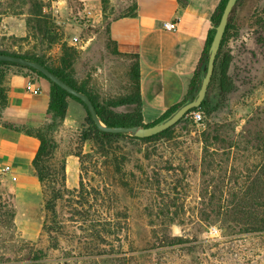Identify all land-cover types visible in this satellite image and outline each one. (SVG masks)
Segmentation results:
<instances>
[{"label": "rangeland", "instance_id": "obj_1", "mask_svg": "<svg viewBox=\"0 0 264 264\" xmlns=\"http://www.w3.org/2000/svg\"><path fill=\"white\" fill-rule=\"evenodd\" d=\"M36 1L42 4L41 14L50 19L55 29L58 38L54 43L48 39L46 29L38 31L35 27L39 19L33 7ZM67 5H70L68 0L62 3H57V0H0V48L44 54L48 64L57 69L65 68L75 82L86 87L101 104L134 93V66L137 60L135 57L118 55L109 36L111 21L130 13L134 0L102 2L100 12L92 21L81 23L72 31L64 23L68 17ZM262 26L250 23L243 28L257 42L259 49L253 54L242 52L243 49L238 52L230 77L233 86L232 78L236 80V88L222 97H219V90L211 93L209 101L212 110L205 113L203 124L195 122L188 112L163 138L148 141L121 136L114 139L113 147L124 145L121 150L126 154L129 167L140 163L151 167L157 165L162 168L163 177H167L165 165L170 150L182 144L189 146L201 159L200 171L190 174L193 186L182 200L181 208L185 211L184 215L181 214L183 225L171 224L166 219L158 230L163 229L166 235L172 236H181L186 230L203 241L195 245L185 244V256L155 253L150 258L139 257L136 259L138 264H156V259L161 257H164L161 264H196L195 261L198 264H264V226L259 230L253 229V223L264 218V152L260 146V129L264 130V104H255L256 100H250V97L260 95V86L264 85ZM75 32L81 37L78 44L71 42ZM63 61L67 63L66 67L62 65ZM1 72L4 70L0 67ZM5 78V75L0 78V115L5 103ZM112 109L119 113H130L139 111L141 104L112 106ZM235 111H240L239 117L247 121L245 124L241 122L242 126L238 125L240 121ZM49 124L52 129L47 135L54 142L51 143L53 154L47 164L53 169L65 167V171L60 169L58 177V182L63 184L58 211L69 213L85 210L103 215L108 221L106 228L115 232L113 236H108V241L115 249L127 250L130 247L127 241L130 237L128 227L135 233L140 232L141 225L137 218L145 211L157 212L161 209L151 203L147 194H138L136 182L130 178L126 179L130 184L114 185L110 179L99 176L98 170L101 168L97 165L98 154L95 150L100 145L91 140L85 141L83 130L68 129L53 121V118ZM245 130L249 133L246 137ZM203 132L209 134L206 139L201 136ZM237 133L238 146L232 150L230 147ZM232 151H235L233 155L236 157L233 162ZM7 194L14 195L15 211L34 216L42 210L37 203L18 208L10 180H6L0 171V195L7 197ZM114 195L116 198H113ZM43 208L45 211V205ZM114 211L121 214V218L115 221ZM193 214L208 216L201 228L204 232L198 233L189 224L188 218ZM116 221L118 224H115ZM212 226L218 227L220 234H212ZM1 231L8 233L9 228L4 227ZM7 245L0 237V250ZM104 246L106 249L111 247L110 244ZM58 253L60 250H53L54 257ZM114 258L113 253L94 258L78 254L65 257V260L69 264H134V261Z\"/></svg>", "mask_w": 264, "mask_h": 264}, {"label": "trees", "instance_id": "obj_2", "mask_svg": "<svg viewBox=\"0 0 264 264\" xmlns=\"http://www.w3.org/2000/svg\"><path fill=\"white\" fill-rule=\"evenodd\" d=\"M106 1L102 0L103 3H106ZM227 1L228 0H222L213 15L212 19L214 28L210 32L200 67L190 84L188 96L183 103L194 99L199 92L202 79L205 75L204 67L208 62L210 46L216 32V26L219 24ZM68 2L70 5L76 3L75 0H68ZM34 3L35 4H33V7L36 9L35 14H37L36 16L39 17L35 27L38 31L46 29L48 36L50 37L48 39H50L51 43H54L58 38V36L55 35V29L51 24L50 19H47L41 14L42 4L38 1ZM135 9L136 3L134 0L133 9L128 14H134ZM250 23L263 25L262 27H264V8L260 6V0H238L229 16L228 24L216 57L215 68L207 95L199 107L193 108L190 111L200 110L202 111L205 118V113H208L212 110V106L209 101V96L211 93L214 90H219V97H222L224 94L232 90L233 87L231 84V79L228 75V68L232 61V56L230 55V52L226 48L225 44L232 33H235L238 29L244 28ZM115 51L118 54L116 48ZM0 53L20 55L22 57L44 64L65 82L86 93L92 99L97 114L102 122L110 126L152 125L170 116L183 104L180 103L174 106L161 118L149 124H145L143 122L141 109L139 111L130 113H119L113 111L112 106L117 107L119 105L134 103L142 105L137 57V62L134 66V93L126 97H122L119 100L109 101L105 104H101L86 87L78 85L73 77H71L70 73L65 71V68L57 69L48 64L44 54L35 52H19L3 47L0 48ZM3 65H16L25 67L36 72L38 75L47 78L41 72L24 65L0 60V67L2 68ZM62 65L66 67V61H63ZM0 74V78H2L5 75V71L3 73L1 72ZM52 83V101L50 104L51 118H53V121H57L61 124L67 110L68 99L74 98L80 102L82 101L78 97L68 93L56 83ZM85 107L88 111V127L86 130L82 131V135L85 141L91 140L99 143L100 145V148L95 150V153L98 154V159L96 162L98 167L101 168L98 170L99 176L110 179L111 183L114 185L130 184L129 181H126V179L130 178L132 182H136L135 190L137 193L147 194L148 197L151 198V203L158 206L161 211H145L144 215L141 214L139 218H137L139 226L141 225L140 232L136 231L135 233L130 226L128 227L130 237L127 239V241H129L130 247L123 251L115 249L114 246L108 241V236H113L115 232L106 228L108 221L105 217H103V215L85 210L70 211L69 213H61L58 211L57 205L61 197V188L63 186V184L58 182V177L61 173L60 169L65 171V167L63 166L61 168L53 169L47 164L48 158L53 154L51 143L54 142L53 139L47 135L52 129V125L49 124V121L48 124L44 126V128L35 131L30 129L27 130L29 133L36 134L41 140V145L34 158L33 164L42 184L45 201V216L42 233L35 241L24 238L18 230L15 220L16 211L14 207V195L7 194V197H2V195H0V237H2L5 243L8 244L4 250H0V264H15L17 262V264H69V261H66L65 257L75 255L78 256V254L85 258H94L97 256H105V254L108 253H113L115 257L114 259L118 261L127 259L129 262L134 261V264H138L136 259L139 257H142V259L143 257L150 258L155 253L156 255L160 253H176L181 257L185 256V244L188 245L192 243V245H195L200 243V241H203V239L190 235L186 230H184L181 236L166 235L165 230H158V227L160 225H164L166 219L171 224L178 223L183 225L184 220L181 214L184 215L185 211H183L184 209L182 210L181 208L182 200L185 195H188V191L193 186L192 181H190L189 178L190 174H198L200 171L202 166L200 155L194 153L189 146H185L183 144L182 146L180 145L175 148L173 151L170 150L169 158L167 159L165 165L167 177H163L162 168L158 167L157 165L151 167L149 165L146 166L140 163L135 164L134 167H129L126 154L125 152H122L124 145H116V147H113L114 139L121 136L148 141L163 138L169 134L171 129L181 119L176 124L155 135L141 138L131 136L127 133H111L102 131L95 124V121L93 120V117L86 105ZM201 136L206 139L209 134L203 132ZM57 185H60V187H57ZM113 198H116V196L114 195ZM114 212L113 220L115 221L120 219L121 214L119 211ZM67 214L68 217H65ZM207 219L208 216L206 214H196L195 216L193 214L188 218L189 224H192L193 227L197 229L198 233L204 232V230L201 228H203L205 223L204 220ZM115 224H118L117 221ZM253 226L254 230L261 229L264 226V218L260 221H256V223H253ZM4 227L9 228L8 233L6 232L4 234L3 231H1V229ZM64 243H67V246H64ZM105 244H110L111 247L106 249L104 246ZM53 250H60V253L56 254L54 257ZM66 254L69 255L66 256ZM163 258H157L155 261L156 264H161ZM63 259L65 261H63ZM195 263L198 264V261H195Z\"/></svg>", "mask_w": 264, "mask_h": 264}, {"label": "crops", "instance_id": "obj_3", "mask_svg": "<svg viewBox=\"0 0 264 264\" xmlns=\"http://www.w3.org/2000/svg\"><path fill=\"white\" fill-rule=\"evenodd\" d=\"M75 1L92 3L101 9L102 0ZM221 1L135 0L134 14L111 21L109 36L118 55L137 57L138 60L141 111L145 124L155 122L185 101L214 28L213 15ZM260 6L264 8V0H260ZM175 19L178 21V29L172 31L164 23ZM262 29L264 32V27ZM225 46L232 56L228 68L230 77L241 49L251 54L259 49L257 42L243 28L232 33ZM2 68L6 76V95L0 115V171L6 180H10L18 208L28 204L40 205L42 210L37 211L36 215L16 211L15 219L24 238L37 240L42 233L45 201L33 161L41 140L27 130L44 128L50 121L53 83L39 75L35 85L41 90L34 93L28 90L31 70L16 65H3ZM232 82L235 89L236 80L232 78ZM260 90V95L250 97V100H256L255 104H264V85L260 86ZM234 113L240 121L238 125L247 122L239 117L240 111ZM87 116L85 105L77 99L69 98L61 124L68 129L84 130L88 127ZM244 133L245 137L249 135L247 130ZM237 137L239 133L230 147L232 150L237 149ZM246 143L250 144L247 140ZM260 146L264 152L263 129H260ZM233 154L235 151H232V162L236 159Z\"/></svg>", "mask_w": 264, "mask_h": 264}, {"label": "water", "instance_id": "obj_4", "mask_svg": "<svg viewBox=\"0 0 264 264\" xmlns=\"http://www.w3.org/2000/svg\"><path fill=\"white\" fill-rule=\"evenodd\" d=\"M238 0H228L225 8L223 10L221 19L219 21V24L216 26V32L213 38V41L210 46L209 51V58L208 62L204 67L205 75L202 79V83L199 89V92L197 96L192 99L188 100L185 103H183L179 108H177L170 116L164 118L163 120L154 123L152 125L148 126H122V125H116V126H110L102 122L100 117L97 114L95 105L92 101V99L84 92L78 90L74 86L68 84L63 79H61L58 75H56L54 72H52L47 66L44 64L31 60L25 57H22L20 55H14L9 53H0V60L1 61H8L17 63L20 65H24L30 68H33L37 70L38 72H41L43 75H45L48 79H50L52 82L56 83L63 89H65L68 93L78 97L81 99V101L87 106L90 114L93 117V120L95 121V124L105 132H111V133H127L131 136L136 137H149L152 135H155L172 125L176 124L180 119H182L187 113L193 109L199 107L203 100L205 99L209 85L212 80L214 68H215V62L216 57L228 24L229 16Z\"/></svg>", "mask_w": 264, "mask_h": 264}, {"label": "built area", "instance_id": "obj_5", "mask_svg": "<svg viewBox=\"0 0 264 264\" xmlns=\"http://www.w3.org/2000/svg\"><path fill=\"white\" fill-rule=\"evenodd\" d=\"M65 0H57V3H62ZM66 10H68V17L64 21V23L70 28V30H74L76 27H78L81 23L83 24H88L90 21H92L100 12V9L92 3L88 2H76L74 4L67 5ZM165 26L172 30L176 31L178 29V21L171 20L168 22L164 23ZM71 42L73 44H78L81 42V37L78 32L74 33V36H72ZM29 80H28V90L37 93L40 92V87L35 85V81L37 77L39 76L36 72L31 71V74L29 75ZM191 115V118L199 123L203 124L204 122V116L202 111L200 110H192L189 112ZM188 115V113H187ZM210 232L212 234H220V230L216 226L210 227Z\"/></svg>", "mask_w": 264, "mask_h": 264}]
</instances>
